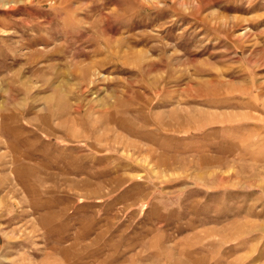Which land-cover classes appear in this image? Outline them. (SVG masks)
I'll list each match as a JSON object with an SVG mask.
<instances>
[{
  "label": "rangeland",
  "instance_id": "obj_1",
  "mask_svg": "<svg viewBox=\"0 0 264 264\" xmlns=\"http://www.w3.org/2000/svg\"><path fill=\"white\" fill-rule=\"evenodd\" d=\"M0 264H264V0H0Z\"/></svg>",
  "mask_w": 264,
  "mask_h": 264
},
{
  "label": "bare ground",
  "instance_id": "obj_2",
  "mask_svg": "<svg viewBox=\"0 0 264 264\" xmlns=\"http://www.w3.org/2000/svg\"><path fill=\"white\" fill-rule=\"evenodd\" d=\"M93 68V67H92ZM99 75V74H98Z\"/></svg>",
  "mask_w": 264,
  "mask_h": 264
}]
</instances>
